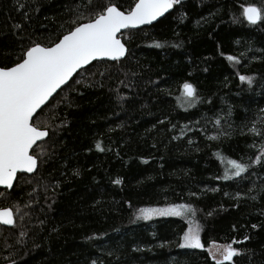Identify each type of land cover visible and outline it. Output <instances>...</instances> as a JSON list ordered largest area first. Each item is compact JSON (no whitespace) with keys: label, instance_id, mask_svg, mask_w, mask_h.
<instances>
[{"label":"trees","instance_id":"1","mask_svg":"<svg viewBox=\"0 0 264 264\" xmlns=\"http://www.w3.org/2000/svg\"><path fill=\"white\" fill-rule=\"evenodd\" d=\"M137 1L0 0V68ZM121 38L125 58L79 72L33 120L48 137L37 171L0 189V264H223L213 244L264 264V0H175ZM175 205L196 210L202 248L182 247L181 218H135Z\"/></svg>","mask_w":264,"mask_h":264},{"label":"water","instance_id":"2","mask_svg":"<svg viewBox=\"0 0 264 264\" xmlns=\"http://www.w3.org/2000/svg\"><path fill=\"white\" fill-rule=\"evenodd\" d=\"M173 8L172 0H138L127 13L112 6L52 47L34 46L19 64L0 68V189L11 190L19 174L30 176L38 169L32 151L48 133L33 125L37 114L82 70L98 61L125 58L128 50L121 34L150 27ZM244 15L253 24L261 16L254 6L247 7ZM185 91L194 93L191 86ZM13 223L12 211L0 210V225ZM236 256L235 250H228L219 263L230 264Z\"/></svg>","mask_w":264,"mask_h":264},{"label":"rangeland","instance_id":"3","mask_svg":"<svg viewBox=\"0 0 264 264\" xmlns=\"http://www.w3.org/2000/svg\"><path fill=\"white\" fill-rule=\"evenodd\" d=\"M173 3L175 0H172ZM230 173L238 174L242 168L235 163H229ZM161 217H176L185 220L188 224L187 232L184 236L182 247L184 248H202L200 238V228L196 222V210L188 205H175L164 207L143 208L137 211L135 218L148 220ZM228 250H235L229 245L213 244L208 248L211 257L214 260H222L227 255ZM236 251V250H235Z\"/></svg>","mask_w":264,"mask_h":264},{"label":"flooded vegetation","instance_id":"4","mask_svg":"<svg viewBox=\"0 0 264 264\" xmlns=\"http://www.w3.org/2000/svg\"><path fill=\"white\" fill-rule=\"evenodd\" d=\"M2 190H7V189H2ZM2 210H4V209H2ZM13 214V213H12ZM2 226H4V225H2Z\"/></svg>","mask_w":264,"mask_h":264}]
</instances>
